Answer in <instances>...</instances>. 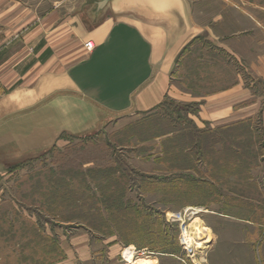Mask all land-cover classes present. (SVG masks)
<instances>
[{
  "label": "rangeland",
  "instance_id": "1",
  "mask_svg": "<svg viewBox=\"0 0 264 264\" xmlns=\"http://www.w3.org/2000/svg\"><path fill=\"white\" fill-rule=\"evenodd\" d=\"M82 2L0 0V42L18 18L34 28L48 17L54 28L78 16L76 24L89 29ZM226 62L231 55L196 37L176 56V84L195 96L210 94L235 79ZM255 86L264 91V83ZM200 104L167 97L144 112L79 109L86 121L64 127L48 145L1 147L0 264H132L127 248L150 264H195L204 256L201 263L209 264L212 246L229 252L239 243L264 264L263 117L211 125L199 119ZM32 126L28 134L36 136L39 127ZM190 206L202 209L195 216L212 233L192 251L182 244L180 220L169 215Z\"/></svg>",
  "mask_w": 264,
  "mask_h": 264
},
{
  "label": "crops",
  "instance_id": "2",
  "mask_svg": "<svg viewBox=\"0 0 264 264\" xmlns=\"http://www.w3.org/2000/svg\"><path fill=\"white\" fill-rule=\"evenodd\" d=\"M211 5H192L190 0H83L80 11L87 10L89 29L76 24L78 16L54 28L48 17L39 18L34 28L18 18L0 42V148L48 145L64 127L86 121H80L79 109L144 112L167 97L200 102L199 119L211 125L256 116L264 122V91L255 86L264 83V20L257 16L264 6L244 0H216ZM18 11L20 7L14 9ZM200 36L231 55L232 62L226 64L235 79L195 96L177 86L175 59ZM84 40L94 43L92 52ZM32 125L39 127L36 136L28 134ZM209 254V264H256L254 249L240 243L229 252L214 245Z\"/></svg>",
  "mask_w": 264,
  "mask_h": 264
},
{
  "label": "bare ground",
  "instance_id": "3",
  "mask_svg": "<svg viewBox=\"0 0 264 264\" xmlns=\"http://www.w3.org/2000/svg\"><path fill=\"white\" fill-rule=\"evenodd\" d=\"M186 209V208H185ZM204 209V208H203ZM202 212V209L198 207L190 206L184 211L183 214L180 213H170L171 218L180 220L182 228V244L186 246V249L192 251L194 250L193 246L196 245L199 248H202L207 245V242L212 240V233L209 231V228L201 222L200 219H197L196 214ZM191 219L192 224L188 223V219ZM196 219V220H195ZM134 248H127L124 251V257L130 261L132 264H150L151 261H148L143 257L135 256ZM194 254V253H193ZM190 257L194 258L192 253L188 254ZM206 261L205 256L201 259H193L195 264H202L201 262Z\"/></svg>",
  "mask_w": 264,
  "mask_h": 264
},
{
  "label": "trees",
  "instance_id": "4",
  "mask_svg": "<svg viewBox=\"0 0 264 264\" xmlns=\"http://www.w3.org/2000/svg\"><path fill=\"white\" fill-rule=\"evenodd\" d=\"M215 131H217V130L214 129V130L210 131V133H209V137H208V138H209L208 142L211 141V140H210L211 135H212V136L215 135V134H214ZM199 132H201V131H198V133H199ZM201 133H202V132H201ZM201 133H199V135H205V136H206V134H207V132H205V133H203V134H201ZM200 139H201V138H200V136H199L198 139L196 140V143H197V144H200V142H199ZM200 145H202V143H201ZM199 147H200V146H199ZM201 147H202V146H201Z\"/></svg>",
  "mask_w": 264,
  "mask_h": 264
},
{
  "label": "built area",
  "instance_id": "5",
  "mask_svg": "<svg viewBox=\"0 0 264 264\" xmlns=\"http://www.w3.org/2000/svg\"><path fill=\"white\" fill-rule=\"evenodd\" d=\"M85 47L88 52H92L95 48V45L92 41H88L87 43H85Z\"/></svg>",
  "mask_w": 264,
  "mask_h": 264
}]
</instances>
